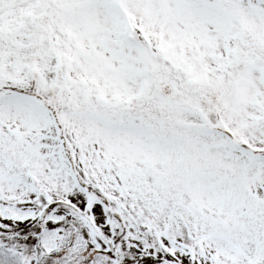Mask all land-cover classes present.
Masks as SVG:
<instances>
[{"label":"snow or ice","instance_id":"snow-or-ice-1","mask_svg":"<svg viewBox=\"0 0 264 264\" xmlns=\"http://www.w3.org/2000/svg\"><path fill=\"white\" fill-rule=\"evenodd\" d=\"M0 264H264V0H0Z\"/></svg>","mask_w":264,"mask_h":264}]
</instances>
